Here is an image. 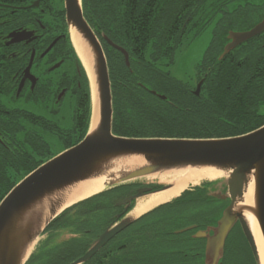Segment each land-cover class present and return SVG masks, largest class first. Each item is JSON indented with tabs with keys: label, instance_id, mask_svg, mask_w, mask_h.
I'll return each mask as SVG.
<instances>
[{
	"label": "trees",
	"instance_id": "trees-1",
	"mask_svg": "<svg viewBox=\"0 0 264 264\" xmlns=\"http://www.w3.org/2000/svg\"><path fill=\"white\" fill-rule=\"evenodd\" d=\"M8 1L15 3V0ZM81 2L83 16L105 52L115 136L217 139L241 136L264 125V32L219 60L228 31L250 29L263 13H230L225 0ZM208 13L213 15L208 17ZM210 25H213L211 39L196 65V79L189 83L178 81L167 68L172 65L176 53L200 37ZM101 35L126 49L131 58L129 67L119 54L116 57L114 49L105 44ZM71 53L75 56L73 47ZM79 65L81 87L75 88L72 128L68 137L56 120L57 112L47 111L49 97L38 96L37 102L32 104V113L19 110L0 114L1 133L14 141L8 142L0 135V201L24 177L55 156L49 151L45 136H55L66 150L86 135L91 101L88 80L80 62ZM199 81L202 85L199 94L195 95L193 91ZM152 91L165 99L153 95ZM1 103L2 99L0 107ZM35 113L38 114L36 117ZM138 187L135 183L120 185L63 211L46 228L42 244L26 264H67L77 259L88 241L77 238L55 245L51 242L54 235L64 231L73 235L92 233V237H96L122 212L123 207L117 203ZM203 188L201 185L185 191L173 203L181 202L185 209L206 205L209 199L203 195ZM142 219H146V215ZM92 221H96L92 229L84 228L83 224ZM144 223L145 226L133 233L146 234ZM46 246L49 248L45 249ZM123 248L105 247L89 264H101L105 259L110 261L112 254L115 257L114 253Z\"/></svg>",
	"mask_w": 264,
	"mask_h": 264
},
{
	"label": "water",
	"instance_id": "water-1",
	"mask_svg": "<svg viewBox=\"0 0 264 264\" xmlns=\"http://www.w3.org/2000/svg\"><path fill=\"white\" fill-rule=\"evenodd\" d=\"M64 3L68 29L78 34L86 46L91 63L92 80L87 75L91 95L89 128L78 144L34 169L0 201V264H26L36 242L50 223L66 210L62 209L66 198L79 184L102 179L105 190H108L153 174L186 169L221 172L220 178L204 181V189L215 188L206 195L218 202H229L216 225L198 235L207 239L205 264L218 263L224 240L236 222L241 226L255 263L260 264L254 235L245 214L256 220L264 242V125L241 136L217 139L115 136L112 132L111 84L103 47L83 16L81 0H64ZM263 32L264 17L247 31H229V42L224 46L219 60ZM102 36L110 47L124 56L125 65L129 67L126 50L113 44L105 35ZM9 37L12 41L23 38L22 34L15 33ZM201 85L202 81L197 84L195 95L199 94ZM152 94L165 99V96L154 91ZM132 158H140L143 163L135 165L129 162ZM171 187L161 183L154 188L142 187L119 201L117 206L123 207L122 212L90 243L88 250L71 264H85L116 235L139 219L141 216L133 218L130 215L132 203ZM250 188V203L246 204Z\"/></svg>",
	"mask_w": 264,
	"mask_h": 264
},
{
	"label": "flooded vegetation",
	"instance_id": "flooded-vegetation-1",
	"mask_svg": "<svg viewBox=\"0 0 264 264\" xmlns=\"http://www.w3.org/2000/svg\"><path fill=\"white\" fill-rule=\"evenodd\" d=\"M225 1L229 2L227 7L230 13H263L255 25L264 17V0ZM181 14L196 16L199 13ZM212 15L213 13H208V17ZM12 33L22 34L23 38L20 41H12L9 37ZM101 37L103 38L102 35ZM103 41L108 45L104 39ZM71 48L64 0L60 2L15 0L14 4L8 0H0V99L3 101L0 114L7 115L10 111L17 113L19 110L32 113V104L37 102L38 96L50 98L47 111L53 114L56 107L59 111L64 106L67 96L74 98L75 88L80 89L82 78L78 58L76 54L73 56ZM114 51L116 57L118 58L119 54L124 61V56L118 50L114 49ZM128 56L131 60L129 53ZM34 115L36 117L38 114ZM0 135L6 141L14 142L11 138L4 136L1 131ZM154 186L146 187L154 188ZM214 190L215 188L204 189L203 195L209 199V203L189 207L188 211L193 212L197 217L188 220L187 224L180 228L172 230L170 226L176 221L172 217L176 214V210L174 213L170 212L169 217L155 218L157 213L167 209L160 208L147 215L146 219L133 223L116 235L104 248H124L117 250L114 253L115 257L112 254L111 264H130V262L136 263L137 261L142 264H205L207 239L198 235L216 225L222 210L229 203L228 201H215L206 195ZM144 222H146V234H124L131 227L133 231H136L139 227L145 226ZM186 228L190 229L179 233ZM208 234L211 235L212 232ZM71 236L63 242L69 243L77 238L88 241L83 251L84 254L98 235L89 237L86 234H71ZM119 237L121 239L116 241ZM217 264H256L239 222H236L226 236Z\"/></svg>",
	"mask_w": 264,
	"mask_h": 264
},
{
	"label": "bare ground",
	"instance_id": "bare-ground-1",
	"mask_svg": "<svg viewBox=\"0 0 264 264\" xmlns=\"http://www.w3.org/2000/svg\"><path fill=\"white\" fill-rule=\"evenodd\" d=\"M70 40L86 74L92 80L91 63L86 46L82 43L78 34L73 29L70 30ZM93 101L95 102L94 96ZM129 162H133L135 165L143 163L140 158H132ZM221 176V172L211 169L175 170L150 175L147 178L157 180L161 184L171 185L172 187L165 191L139 198L131 210L130 215L133 218H138L157 206L171 202L190 187L198 186L204 181L216 180ZM105 189L104 180L102 179H95L81 183L72 190V193L69 196H67L65 205L62 209H67L81 201L100 194L105 191ZM251 191L252 188L249 189L246 195V204L250 203ZM245 218L247 219L254 235L260 264H264V242L257 222L248 214H245Z\"/></svg>",
	"mask_w": 264,
	"mask_h": 264
},
{
	"label": "rangeland",
	"instance_id": "rangeland-1",
	"mask_svg": "<svg viewBox=\"0 0 264 264\" xmlns=\"http://www.w3.org/2000/svg\"><path fill=\"white\" fill-rule=\"evenodd\" d=\"M55 1L60 2L61 0H55ZM243 1H246V0H243ZM212 30H213V25L207 26V28L204 30V32L202 33L200 37L196 38L194 41H190L189 43H187L186 45L182 47V50L180 52L176 53L172 65L167 68L168 72L171 74L172 77L176 78L178 81L183 82V83H186V82L189 83V81L194 82V80L196 79V76H195L196 65L202 59L204 51L206 50L207 45L209 44V41L211 39ZM74 106H75V101L73 100V98L67 96L65 99L64 106L61 107L59 111H57L58 108L56 109V112H57L56 120L58 121L60 125L61 131H63L67 135V137L69 135V131L72 128V117H73V112H74ZM45 141L48 143L49 151L52 154L57 155L64 151L62 142L60 143L59 140H57L55 136H45ZM130 183H135V185H138V186L159 184L157 180L149 179L145 177L134 180L133 182H130ZM203 183L204 182H202L201 184ZM185 208L186 207H184V205H182L181 202H175V204H171L170 206H168L166 210H161V212L157 213L155 215V218L159 219L164 216L169 217L171 216L169 215L170 212L174 213V211L176 210V214L172 215V217L176 219V221L170 224V226L172 230L176 228H180L186 225L188 220H191L197 217L193 212H189L188 209H185ZM95 223L96 221H92L91 223L83 224V226L87 230H90V228L92 229ZM131 228L125 231L124 234H127V235L132 234L133 229ZM88 236L92 237L93 235L92 233H89ZM44 237L45 236H41L38 239V241L36 242L32 250L33 251L32 253H36L38 247L42 244ZM70 237H72L71 234L67 232H64V231L57 232L54 235V237L51 239V242L54 244H58L60 242H63L64 240H67ZM120 239L121 237L116 239V241H119ZM47 248L49 247L46 246L45 249ZM43 250H44V247H43ZM101 264H111V262L108 259H105L102 261ZM130 264H142V263L140 261H137L136 263L130 262Z\"/></svg>",
	"mask_w": 264,
	"mask_h": 264
}]
</instances>
